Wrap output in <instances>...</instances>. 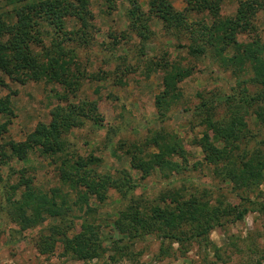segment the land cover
<instances>
[{
	"label": "trees",
	"instance_id": "16d2710c",
	"mask_svg": "<svg viewBox=\"0 0 264 264\" xmlns=\"http://www.w3.org/2000/svg\"><path fill=\"white\" fill-rule=\"evenodd\" d=\"M98 1L105 13H109L118 0ZM126 1L129 5L128 28L138 39L141 50L136 48V56L146 55L145 45L153 36L150 23L157 20L165 31L176 33L178 37L189 32L191 37L183 44L188 55L195 59L207 58L235 76L240 87L236 94L230 93L220 101L215 100L217 97L215 93L212 96V91L205 96L197 94L200 103L193 108L192 114L200 118L204 129L193 143L202 150L205 164L212 166L213 172L230 185L231 191L243 193L257 189L264 178V133L260 131V128L264 130V45L259 41L255 24L262 0L239 1L234 14L228 17L220 14L221 0H183L185 7L182 10L174 7V0H148L146 11L140 0ZM9 4L12 13H8L12 14L13 21L6 20L0 12V77H12L20 84L40 81L58 84L63 87V93L57 96L64 105L54 106L50 110V121L39 122L22 142L3 141L10 121L0 124V160H7V150L11 156L24 160L30 151L38 148L42 156L56 164L60 182L68 188L66 193H60V187L41 191L33 186L32 180L20 175L19 181L10 185L12 193L18 195L12 202L15 224L26 230L47 218L59 217L62 211L81 209L83 216H91L90 221L84 220L82 231L68 235L67 227L52 225L50 234L39 239L37 248L42 254L49 253L58 239L63 252L76 260L100 258L105 252L104 241L98 231L99 225L92 218L90 199L103 203L111 189L126 201L118 211L114 226L128 240L155 234L160 242L158 258L168 255L171 245L166 244L169 241L178 244L180 255L186 254L192 244L197 245L201 264H212L209 252L220 259L222 248L211 241V231L227 221L243 219L255 208L264 211V203L241 195L240 203H228L224 197L219 199L222 194L218 196L213 191L183 193L179 188L145 199L135 195L139 184L128 171L120 170L116 176L98 173L93 166H97L100 159L77 155L69 148L67 140L73 129L86 122L95 125L102 122L95 100H70L77 96L84 80L109 78L106 72L91 73L82 69L77 50L68 46L69 42H77L82 47L89 41L90 0H10ZM201 14L210 18V23L204 17L191 18ZM44 23L53 30L49 45L45 44L41 34ZM111 39L112 50L126 41L116 36ZM33 45L40 46L38 53L33 50ZM245 64H250L251 69ZM144 65L147 74L153 70L163 71V88L155 97L159 121H163L168 118L170 107L183 99L179 84L192 74L193 69L170 60L167 51L147 59ZM246 70L251 77L240 81L237 73ZM247 82L258 86L256 92H250ZM0 85H3L1 79ZM231 90L236 91L235 88ZM219 107L225 109L220 116ZM0 115H13L8 97L0 98ZM252 123L256 126L255 132L250 126ZM132 147L126 149L130 166L142 172V179L155 168L163 178H167L168 173L178 174L187 168L181 162L185 161L187 151L177 137L155 134L146 137L142 147ZM149 148L155 151L147 153ZM69 191L76 193L71 203L67 198ZM257 203L260 208L253 206ZM119 241L114 240L113 244L117 245ZM242 248L251 251L250 245Z\"/></svg>",
	"mask_w": 264,
	"mask_h": 264
},
{
	"label": "rangeland",
	"instance_id": "374dc122",
	"mask_svg": "<svg viewBox=\"0 0 264 264\" xmlns=\"http://www.w3.org/2000/svg\"><path fill=\"white\" fill-rule=\"evenodd\" d=\"M239 1L242 0H221V16L233 15ZM147 2L148 0H140L145 11L148 8ZM9 3L10 0H0V12L6 20L13 21L12 14L8 13H12ZM115 5L112 11L105 13L100 1L90 0L92 18L87 36L89 41L82 47L77 42L68 44L77 50V60L82 69L91 73L103 71L109 77L104 81L84 80L77 96L70 98L72 102L79 99L95 100L102 122L100 125L86 122L73 129L67 137L69 148L82 157L92 155L99 158L100 163L93 166L98 173L116 176L120 170L128 171L139 184L135 195L145 199H153L162 191L170 192L171 189L179 188L183 193L213 191L218 196L222 194L219 199L224 197L228 203H240L239 195L264 203V178L254 191H231L230 185L222 182L220 176L213 172L212 166L205 164L202 150L193 143L201 137L204 129L200 118L192 114L193 108L200 103L197 94L202 93L205 96L208 91H212V96L215 93L218 98L216 101L230 93L236 94L240 87L235 76L230 70L219 68L207 58L195 59L188 55L183 44L191 37L189 32L178 37L176 33L165 31L157 20L150 23L153 36L145 45L146 55L136 56V48L140 50V47L138 39L128 28L129 5L126 0H118ZM173 5L178 10L185 7L183 0H174ZM257 10L255 24L259 41L264 45V0ZM202 17L204 16L201 14L191 18ZM204 18L210 23V18ZM42 28V38L49 45L53 30L45 23ZM112 36L122 37L126 41H122L112 50L109 45L112 43ZM33 50L38 53L40 46L33 45ZM163 51L169 53L170 60L190 66L193 70L179 84L183 99L170 107L167 119L159 121L155 97L163 88V71L153 70L147 74L144 62ZM248 69H251L250 64ZM237 74L240 81L251 77L247 70ZM0 79L3 81V85H0V98L8 97L13 113L12 116L0 115V124L10 121L7 132L2 136L3 141H24L39 122L50 121V110L54 106L60 103L64 105L57 96L63 93V87L58 84L44 81L20 84L5 75H1ZM246 86L250 92H256L258 87L249 82ZM232 88L236 91L231 90ZM217 112L219 116L223 115L225 109L219 107ZM250 126L254 127V132L257 131L253 123ZM260 131L264 133L262 128ZM155 134L177 137L182 141L187 156L184 162L179 158L176 161L184 163L186 170L175 173L176 175L168 173V177L163 178L159 169L155 168L149 176L142 179V172L132 169L126 149H133L132 145L142 147L144 139ZM153 151V148H149L147 153ZM6 156L8 157L5 162L0 160V264H201L200 249L195 244H192L186 254L180 255L178 244L168 241L166 245L170 244L171 250L167 256L158 258L160 242L155 234H147L137 239L125 238L116 230L114 221L126 201L111 189L107 191V198L103 203H98L94 198L90 199L92 218L99 225L98 231L104 241L105 252L100 258L76 260L63 252L58 239L51 252L40 253L37 248L39 239L50 234L52 225L67 227V234L72 235L82 231L84 220L90 221L91 216H83L81 209L62 211L57 218H47L33 228L22 230L12 218V202L18 195L13 194L10 189V185L19 181L20 175L32 180L33 186L41 191L60 187V193H66L68 188L61 184L56 164L42 156L38 148L30 151L24 160L11 156L8 150ZM67 198L71 203L75 200L76 193L69 191ZM253 206L260 208L258 203ZM118 239L120 241L114 245L113 241ZM210 239L217 247L222 248L220 259L209 252L212 264H264V211L255 208L239 221H227L222 227L211 231ZM252 242L255 244H251ZM245 245H250L251 251L243 249Z\"/></svg>",
	"mask_w": 264,
	"mask_h": 264
}]
</instances>
